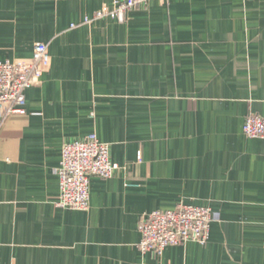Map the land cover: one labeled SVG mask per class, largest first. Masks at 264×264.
<instances>
[{"label":"crops","instance_id":"crops-1","mask_svg":"<svg viewBox=\"0 0 264 264\" xmlns=\"http://www.w3.org/2000/svg\"><path fill=\"white\" fill-rule=\"evenodd\" d=\"M0 0V61L51 62L0 117V264H264V0ZM90 21H87V20ZM96 133L119 165L90 207L57 204L63 146ZM210 207L206 244L143 253V214Z\"/></svg>","mask_w":264,"mask_h":264},{"label":"built area","instance_id":"built-area-1","mask_svg":"<svg viewBox=\"0 0 264 264\" xmlns=\"http://www.w3.org/2000/svg\"><path fill=\"white\" fill-rule=\"evenodd\" d=\"M150 0H114L104 6L94 18L113 17L125 21L126 13L145 6ZM87 21H90L89 19ZM51 62L47 44L38 42L30 59L0 61V117L26 113V91L41 82ZM249 138H264V117L251 114L243 126ZM119 165L112 161L110 144L102 142L96 133L63 146L62 161L56 169L60 179L59 206L87 210L90 207L91 177L110 178ZM214 214L210 207L194 203H180L173 209L145 213L139 221L143 253L162 254L170 245L195 240L206 244L210 238Z\"/></svg>","mask_w":264,"mask_h":264}]
</instances>
